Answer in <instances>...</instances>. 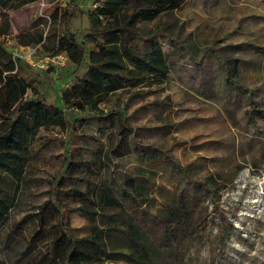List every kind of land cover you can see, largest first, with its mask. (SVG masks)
<instances>
[{"label":"rangeland","instance_id":"obj_1","mask_svg":"<svg viewBox=\"0 0 264 264\" xmlns=\"http://www.w3.org/2000/svg\"><path fill=\"white\" fill-rule=\"evenodd\" d=\"M100 2L39 0L12 5L7 8L12 33L5 37V47L14 56L29 52V47L17 43L18 29L42 31L45 36L60 33L61 23L50 17L57 4L62 11L75 3L87 10ZM79 9L66 27L92 49L89 21ZM167 19L174 25L156 42L169 72L147 94L123 107L133 126L124 144L127 154L112 158L107 176L117 175L114 186L120 196L121 169L141 164L134 152L138 142L156 148L159 158L166 151L180 164L192 163L198 176L207 172L232 176L238 169L232 181L220 185L218 207L206 190L201 195L208 206L206 237L187 238L178 258L164 264H264V0H187ZM136 45L143 53L151 51L142 40ZM20 61V74L31 86L48 103H60L62 89L74 79L76 61L69 58L65 66L46 64L42 68L23 57ZM229 76L244 86L229 85ZM3 78L0 70V85ZM117 96L123 105L129 92L123 90ZM80 128L85 158L93 157L98 148H107L113 139L112 126L105 120L89 119ZM71 137L73 132L58 127L29 133L16 123L10 139H0V161L7 164L6 186H13L14 195V207L0 226V258L8 264H29L28 259L48 246L56 234L51 225L57 221L58 207L48 200L52 182L64 173L71 158ZM156 169L157 181L166 188L158 192L160 206L161 199L176 192L183 179L179 167L158 163ZM72 171L77 174L80 167ZM68 202L80 204L72 199ZM70 223L76 233H84L89 220L74 211Z\"/></svg>","mask_w":264,"mask_h":264},{"label":"trees","instance_id":"obj_2","mask_svg":"<svg viewBox=\"0 0 264 264\" xmlns=\"http://www.w3.org/2000/svg\"><path fill=\"white\" fill-rule=\"evenodd\" d=\"M37 1L0 0V70L4 76L0 85V139H10L16 123L29 133L52 126L73 132V137L67 168L50 188L48 202L58 207L57 221L51 225L56 234L48 246L28 259L29 264H164L166 260H176L184 240L206 237L208 206L202 193L206 190L218 207L220 185L232 181L239 170L232 171V176L220 172L198 176L192 163L180 164L166 151H160L159 158L156 148L142 142L134 148L140 166L121 169L124 177L120 196L115 193L117 175L107 176V169L113 157L127 154L124 144L133 126L123 107L147 94L169 72L156 38L165 36L173 27L165 18L187 0H101L91 9L84 10L75 3L64 11L57 4L50 17L61 23L60 33L45 36L42 31L18 29L16 40L20 46H35L40 54L66 52L76 61L74 79L62 89L60 103H48L31 86L20 74V58L7 50L4 43L13 26L7 8ZM78 9L88 18L92 49L78 41L66 27ZM138 40L149 44L151 51L143 53L136 45ZM227 82L244 86L231 76ZM123 90L129 96L121 105L117 93ZM89 119L109 122L113 139L107 148H98L93 157L85 158L81 155L80 127ZM77 122L80 127L76 126ZM262 154L264 157V150ZM158 163L179 167L183 179L176 192L161 199L160 206L156 203L158 192L161 194L166 188L157 181ZM6 166L0 161V226L14 207L13 186H6ZM74 167H80L77 174L72 171ZM70 199L80 204L72 206ZM74 211L89 220L84 233H76L71 226ZM63 239L65 242L58 247ZM0 264L8 263L0 258Z\"/></svg>","mask_w":264,"mask_h":264},{"label":"built area","instance_id":"obj_3","mask_svg":"<svg viewBox=\"0 0 264 264\" xmlns=\"http://www.w3.org/2000/svg\"><path fill=\"white\" fill-rule=\"evenodd\" d=\"M37 52H38L37 48L35 46H31L29 47V52L26 55L16 54L18 56L15 57L26 58L27 60L31 61L32 65L41 68L44 67L46 64L62 67L66 65V62L69 59V56L66 52H57L53 54H41V55H37ZM35 58L38 59L36 60Z\"/></svg>","mask_w":264,"mask_h":264},{"label":"crops","instance_id":"obj_4","mask_svg":"<svg viewBox=\"0 0 264 264\" xmlns=\"http://www.w3.org/2000/svg\"><path fill=\"white\" fill-rule=\"evenodd\" d=\"M71 82H72V80H71ZM71 82H70V83H71ZM70 83H69V84H67L66 86L68 87V86L70 85Z\"/></svg>","mask_w":264,"mask_h":264}]
</instances>
